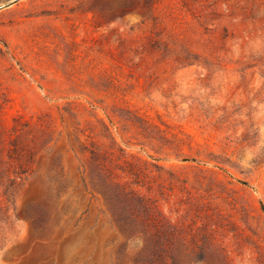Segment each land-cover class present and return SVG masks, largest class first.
<instances>
[{
  "label": "rangeland",
  "instance_id": "obj_1",
  "mask_svg": "<svg viewBox=\"0 0 264 264\" xmlns=\"http://www.w3.org/2000/svg\"><path fill=\"white\" fill-rule=\"evenodd\" d=\"M106 178L264 264V0H0V264H137Z\"/></svg>",
  "mask_w": 264,
  "mask_h": 264
},
{
  "label": "trees",
  "instance_id": "obj_2",
  "mask_svg": "<svg viewBox=\"0 0 264 264\" xmlns=\"http://www.w3.org/2000/svg\"><path fill=\"white\" fill-rule=\"evenodd\" d=\"M94 185L104 196L121 232L130 239L136 237L142 241L135 258L137 264H188L187 253L176 245L177 230L150 203L108 178Z\"/></svg>",
  "mask_w": 264,
  "mask_h": 264
}]
</instances>
